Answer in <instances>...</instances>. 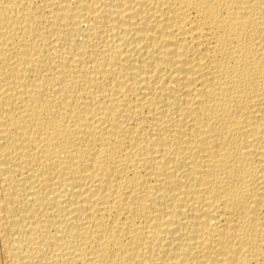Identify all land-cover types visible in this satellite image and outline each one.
Listing matches in <instances>:
<instances>
[{
    "label": "bare ground",
    "instance_id": "obj_1",
    "mask_svg": "<svg viewBox=\"0 0 264 264\" xmlns=\"http://www.w3.org/2000/svg\"><path fill=\"white\" fill-rule=\"evenodd\" d=\"M0 264H264V0H0Z\"/></svg>",
    "mask_w": 264,
    "mask_h": 264
}]
</instances>
